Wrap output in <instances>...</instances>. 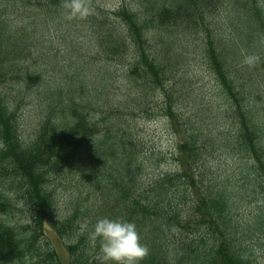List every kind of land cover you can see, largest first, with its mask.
Listing matches in <instances>:
<instances>
[{
	"label": "trees",
	"instance_id": "trees-1",
	"mask_svg": "<svg viewBox=\"0 0 264 264\" xmlns=\"http://www.w3.org/2000/svg\"><path fill=\"white\" fill-rule=\"evenodd\" d=\"M25 1L67 12L65 0ZM84 2L97 60L48 84L31 139L6 87L42 77L22 66L21 29L0 17V264H65L41 241L46 224L68 264H102L89 236L101 216L135 223L140 264H259L256 252L264 264V0ZM100 62L123 68L105 97L86 73ZM198 75L215 87H197ZM140 116L171 121L174 170L146 174L168 157L139 139Z\"/></svg>",
	"mask_w": 264,
	"mask_h": 264
},
{
	"label": "rangeland",
	"instance_id": "rangeland-1",
	"mask_svg": "<svg viewBox=\"0 0 264 264\" xmlns=\"http://www.w3.org/2000/svg\"><path fill=\"white\" fill-rule=\"evenodd\" d=\"M96 3L107 9H115L122 0H97ZM127 3L133 5L134 0H127ZM91 15L89 10V13L83 17H69L66 11L55 8L47 10L34 1L0 0V17L7 16L6 18L17 24L23 38L30 45V53L26 61L22 62V66L32 75L40 74L42 77L39 83H33L24 77L19 83L16 82L15 89L12 90L11 85L6 87V91L10 93V99L15 103L14 108L17 110L20 133L23 138L31 139L35 136L43 117L46 99L48 100L46 98L48 95H45L48 93V84L54 85L63 76V72L72 70L71 66L78 70L81 60L92 62L97 60V51L90 37L91 25L87 17ZM263 69L264 66L260 70ZM86 73L93 77L92 82L99 95L105 97L106 92L120 88L121 82L117 79L122 75L123 68L100 62L95 66L90 64ZM94 73L99 78H96ZM196 80H200L196 86L203 87L206 92L215 87L210 75H205L203 78L198 75ZM132 123L137 126L139 139L146 147L168 157L166 164L153 167L146 164L148 168L145 172L150 173L148 177H157L166 171L174 170L176 168L174 157L179 137L174 132L171 121L163 116H140L133 118ZM58 192L62 197L61 203L64 204L67 193L62 189ZM32 215L33 211L28 207L24 216L30 221ZM14 217L18 221L22 215L18 213ZM41 241L45 247L55 250L62 261L68 264L69 253L66 242L48 224L44 226ZM255 255L258 263L261 264L263 261L261 253L256 252Z\"/></svg>",
	"mask_w": 264,
	"mask_h": 264
},
{
	"label": "clouds",
	"instance_id": "clouds-1",
	"mask_svg": "<svg viewBox=\"0 0 264 264\" xmlns=\"http://www.w3.org/2000/svg\"><path fill=\"white\" fill-rule=\"evenodd\" d=\"M63 6L69 17H83L89 13L84 0H65ZM256 59L254 55H248L243 63L252 66ZM89 236L94 245L99 242L98 255L102 264H140L148 251L135 223L120 217H98L91 224Z\"/></svg>",
	"mask_w": 264,
	"mask_h": 264
}]
</instances>
